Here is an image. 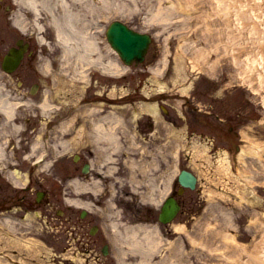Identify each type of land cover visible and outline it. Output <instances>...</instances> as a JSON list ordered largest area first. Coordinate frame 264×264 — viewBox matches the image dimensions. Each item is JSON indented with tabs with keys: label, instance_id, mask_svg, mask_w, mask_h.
<instances>
[{
	"label": "rangeland",
	"instance_id": "1",
	"mask_svg": "<svg viewBox=\"0 0 264 264\" xmlns=\"http://www.w3.org/2000/svg\"><path fill=\"white\" fill-rule=\"evenodd\" d=\"M26 1L0 0V59L19 37L20 23L37 29L45 40L44 9L39 5L35 15L25 10ZM80 2L70 7L91 25L89 32L120 20L151 35V43L141 63L126 66L104 34L94 38L104 63L114 59L122 64L125 71L120 76L86 69L91 63L75 59L66 64L57 59L53 76L26 73V62L11 76L0 71V82L11 88L12 96L28 94L34 103L46 99L51 108L57 107L51 114L64 131L63 122L71 120L69 135L56 133L57 124L47 137L43 133L50 127L38 110L24 106L18 113L23 131L18 146L31 154L28 146L38 140L37 155L46 156L35 170L26 171V160L14 167L17 174L12 178L18 186L28 185L27 192L0 173V264H121L118 253L123 250L116 235L134 224L151 232L155 247L150 264H263L256 248L264 232V0ZM8 9L16 11L11 14ZM56 48L60 49L58 43ZM191 65L200 71L190 72ZM18 78L24 83L19 89ZM37 82L40 90L31 97L28 88ZM107 113L121 123L115 134L117 147L111 151L85 132L88 121L94 124ZM137 122L150 131L146 141L133 140L131 126ZM232 144L239 150L232 153ZM100 146L107 147L102 149L108 153L105 160L92 152ZM12 152L18 156L19 150ZM231 157L242 178L234 174ZM86 158L93 169L83 175L80 168ZM180 169L196 175V187L179 194V213L161 224L156 219L159 203L174 189ZM244 176L252 187L244 183ZM73 179L88 188L78 191V184H68ZM148 184L156 187L151 192L160 198L158 204L147 202ZM37 190L46 192L40 203L35 201ZM67 197L74 198L68 207ZM81 207H92L88 218L107 214L102 219L116 230L117 239L108 255L101 253L107 239L88 232L94 218L77 223ZM68 208L75 218L67 222ZM125 252L126 262L137 260Z\"/></svg>",
	"mask_w": 264,
	"mask_h": 264
},
{
	"label": "bare ground",
	"instance_id": "2",
	"mask_svg": "<svg viewBox=\"0 0 264 264\" xmlns=\"http://www.w3.org/2000/svg\"><path fill=\"white\" fill-rule=\"evenodd\" d=\"M75 1V2H74ZM81 0H68L66 2L65 0H27L28 6H30L35 13H37V7L41 5L44 7L45 12L48 15V22L52 25L55 36H56V42L60 45L61 49V56H64L66 59L74 58L77 62L80 63H91L88 67H94L98 68L101 72H106L109 74H117L120 75L125 71L120 65V62L118 60L111 59L108 62L104 63L103 59H101V50L98 45H96V41L94 40V36L89 37L87 36V30L89 29V24L85 23V21L80 17L79 11H74L71 9L70 6L74 3H81ZM219 1V0H218ZM70 4L68 5V3ZM220 3V2H219ZM56 8V9H55ZM96 8H92L93 10ZM58 9V14L56 13V10ZM38 14V13H37ZM96 43V44H95ZM109 46V45H108ZM93 54V55H92ZM199 67H196V65H191L190 72H199ZM40 112L43 113L44 116H47L49 114V104L46 102V99L42 101V104L39 106ZM0 111L4 114V120L7 125H9L13 130L18 131L19 126L14 123L12 120L13 116V106L12 104L3 96L0 95ZM113 120L118 122L117 118H114L110 114L108 116L99 118L94 122L92 125L94 127L93 129V135L99 136L103 139L102 142L106 143L108 146V149L111 151L114 149L113 145L117 147L118 140L114 136V127L113 126H106L107 122H112ZM71 120L68 119L67 122H63V126L66 127V130L68 129V126L71 124ZM115 123V124H116ZM67 131H63L62 133H65ZM232 133V129L230 130ZM100 139V138H99ZM109 141V142H105ZM97 144V143H96ZM98 145V144H97ZM232 153L234 151H238L239 148L237 145L232 144ZM99 146V145H98ZM41 147L40 142L37 140L35 145L31 147V151H37ZM106 147V148H107ZM103 146L100 148L97 152L98 157L103 158V160L106 159V155L108 156V153L106 151H102ZM54 149V148H53ZM45 153H48L46 151ZM2 154V150L0 148V155ZM45 154L40 155L39 159H42ZM230 163L233 166V169L235 170L234 174H236L238 177L242 178L239 174L238 165L236 160L231 157ZM8 177V176H7ZM243 181L247 186L252 187L251 182L244 176ZM74 184H73V183ZM77 182L71 181V185H77ZM84 186V188H83ZM87 189L88 187L86 185H79L77 186L78 191L81 190V188ZM95 188V187H94ZM169 189V184H168ZM167 189V191H168ZM166 191V192H167ZM81 204V202H79ZM103 215L100 214V217L102 218ZM100 229L105 233L103 226H100ZM128 229L125 232V236L128 237L127 239H130V244L127 245L128 251H131L136 257L139 258V261L135 262L134 264H150V258L153 253V246L155 247V244H153V240H150V234L151 232H145L144 234V243H140L138 238L135 237L134 239V233L136 235L139 231H144L143 229H136L133 230ZM133 230V231H132ZM106 234V233H105ZM114 234V232H113ZM149 234V235H147ZM118 237L121 238V235ZM112 238V237H111ZM114 240V241H113ZM108 239V246H113L114 242L117 241V239L114 236V239ZM143 240V239H142ZM106 242V240H105ZM155 243V240H154ZM256 253L258 256H263V264H264V232L260 239V244L256 248ZM120 256H122V262L124 263V255L126 252L119 251Z\"/></svg>",
	"mask_w": 264,
	"mask_h": 264
},
{
	"label": "water",
	"instance_id": "3",
	"mask_svg": "<svg viewBox=\"0 0 264 264\" xmlns=\"http://www.w3.org/2000/svg\"><path fill=\"white\" fill-rule=\"evenodd\" d=\"M107 37L125 63H130L132 60L141 61L149 41L146 35L134 33L117 22L109 27ZM20 56V53L12 49L5 59L4 68L12 70L17 65ZM8 67L10 68L8 69ZM179 181L183 186L193 188L195 177L187 171H182L179 175ZM177 210V203L173 199H168L161 208L159 220L161 222L170 221Z\"/></svg>",
	"mask_w": 264,
	"mask_h": 264
},
{
	"label": "flooded vegetation",
	"instance_id": "4",
	"mask_svg": "<svg viewBox=\"0 0 264 264\" xmlns=\"http://www.w3.org/2000/svg\"><path fill=\"white\" fill-rule=\"evenodd\" d=\"M7 12H9V9L7 10ZM9 19V17L8 16H6V20H8ZM26 21H29V18H28V16L26 17ZM7 23V25L8 26H10V27H12L11 25H10V23H9V21H7L6 22ZM19 29H20V35H19V37L17 38V40L16 41H20V46H21V48H24V54H23V58H22V62H21V64L19 65V67L24 63V62H26V70H25V72L26 73H28L29 72V70H30V64H31V62H32V60L34 59V58H41V59H45L46 57H47V55H48V52L44 49V48H41V47H38V45H37V43H36V41H35V35H34V31H33V28L32 29H28V26H26V24H24V23H22L20 26H19ZM1 32H3V31H1ZM45 35H46V37H49V35H48V33H45ZM15 41V42H16ZM17 43V42H16ZM11 45H9V47H10ZM8 47V48H9ZM8 48L6 49V51L8 50ZM5 51V52H6ZM19 67L17 68V70L19 69ZM21 78H18L17 79V82H19V80H20ZM22 80V79H21ZM21 84L23 85V83L21 82ZM22 95H20L19 96V99H22ZM140 130L141 131H144V127H142V128H140ZM22 152L23 153H25L26 152V149H22ZM73 209H71V208H68V215H67V222L68 221H72L73 220ZM81 217V216H80ZM88 218V215L86 214V216H84V217H82V219H80V220H78V222L77 223H80V222H82V221H84L86 218ZM75 218V217H74ZM94 217H92V218H88V221L89 222H92V219H93ZM94 220H95V218H94ZM85 222L84 223H82L81 224V226L82 227H84L85 226ZM93 224V223H92ZM88 231H89V229H88ZM96 236H98V234L96 233L95 235H94V237H96ZM97 238V237H96Z\"/></svg>",
	"mask_w": 264,
	"mask_h": 264
}]
</instances>
